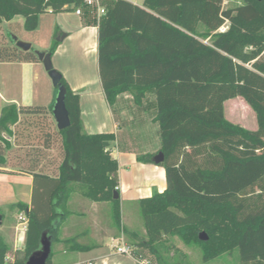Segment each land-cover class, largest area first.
<instances>
[{"label":"trees","instance_id":"obj_1","mask_svg":"<svg viewBox=\"0 0 264 264\" xmlns=\"http://www.w3.org/2000/svg\"><path fill=\"white\" fill-rule=\"evenodd\" d=\"M222 1L99 0L104 13L97 19L98 73L109 105L122 93L136 103L149 92L155 96L164 154L158 164L166 187L138 201L145 232L139 245L156 255L166 237L177 236L198 244L203 261L238 249L241 264H264V0H241L233 8H223ZM81 5L83 0H0V25L21 15L24 30L32 31L40 13ZM199 26L206 30L199 32ZM58 43L54 38L46 52L52 55ZM4 61L40 60L32 47L24 51L12 43L0 47ZM60 83L70 122L64 129H57L52 116L57 87L48 105L0 108V144L6 143L2 133L22 124L28 142L59 151L51 172L35 174L59 182L46 225L52 238L64 215L61 195L71 183L85 186L94 201H111L119 222L113 197L119 191L118 163L109 151L114 135L86 133L79 95L63 76ZM238 96L253 110L255 129L225 118L224 101ZM4 161L0 154V166ZM40 235L30 218L24 247L11 260L0 236V264H26Z\"/></svg>","mask_w":264,"mask_h":264},{"label":"crops","instance_id":"obj_2","mask_svg":"<svg viewBox=\"0 0 264 264\" xmlns=\"http://www.w3.org/2000/svg\"><path fill=\"white\" fill-rule=\"evenodd\" d=\"M130 1L142 5L139 0ZM97 19L94 11L92 15H77L73 9L55 13L59 43L51 57L54 68L62 74L72 91L79 95L83 130L86 133L106 132L114 135L109 151L118 163L119 222L114 220L111 201H94L85 186L71 183L61 195L64 215L52 238L46 225L53 211L51 199L59 182L35 174L51 172L58 165L59 154L56 159L50 156L52 151L58 149H45L38 142H28V129L22 124L10 126L11 134L5 133L8 136H4L2 133L6 143L0 144V154L5 159L0 166V185L3 186L0 205L8 204L13 208L11 211L17 210L16 218L6 224L0 212V236L10 249L7 254L9 260L13 251L24 247L27 222L32 218L41 230L40 237L46 233L50 238V264H154L148 255L150 251L139 245L145 232L139 219L138 201L154 191L162 192L165 189V173L163 167L153 160H139L138 156H154L160 148L159 125L154 120L155 96L149 92L136 103L130 93H122L112 105L108 104L99 73L96 74ZM12 20L4 22L11 23ZM17 24L20 26V22ZM74 48H87L94 53L97 61L94 72L87 75L74 65ZM4 62H9L10 68L5 77V95L0 93V108L11 103L48 105L53 101L54 86L48 80L41 61ZM2 64L0 62V66ZM239 99L250 108L242 97ZM227 100L223 103V109ZM136 127L143 128L141 135L152 134L153 139L148 144L131 142L125 132L127 130L129 134H134L132 129ZM14 196L15 201H9ZM125 244L131 247L130 253L116 252V245Z\"/></svg>","mask_w":264,"mask_h":264},{"label":"rangeland","instance_id":"obj_3","mask_svg":"<svg viewBox=\"0 0 264 264\" xmlns=\"http://www.w3.org/2000/svg\"><path fill=\"white\" fill-rule=\"evenodd\" d=\"M142 3L143 0H139ZM241 0H223L222 7L223 8H233L236 5L240 4ZM83 14L92 15L93 11H89L88 9H84ZM76 21V20H75ZM20 22V26L17 24ZM23 17L21 15H17L13 17L11 23L2 22L0 25V47L8 46L12 44L10 40V35L16 36L18 40H22L25 42H29L32 44V49L40 52H46L54 38H58V29L55 31V13L53 12H43L38 16L37 27L34 31H26L23 26ZM227 22H225L220 28L226 27ZM206 29L204 26H199L198 31L204 32ZM53 31V32H52ZM205 42H209V39L206 38ZM54 53V52H53ZM73 57H74V65L79 66V68L83 69L87 75L89 73L94 72L95 66H97V61L95 59L94 53H92L89 49L85 48H74L73 49ZM53 60V59H52ZM10 68L9 62H3L0 66V93L4 94V85H5V77L8 73V69ZM44 68V67H43ZM56 68V67H55ZM45 70V69H44ZM48 80H50L46 70L44 71ZM96 74H98L96 67ZM241 99L239 97L231 98V100H227L224 105V113L225 117L234 122L242 125L247 129H254L256 127V119L252 109L247 107L241 103ZM131 117L133 115H130ZM44 121V120H43ZM45 121L49 122L48 119ZM135 133H128L127 130L125 135L129 137L131 142H141L146 143L153 139L152 134H145V136L141 135L143 128L136 127L132 129ZM124 131V130H122ZM4 136H8L7 134H3ZM158 137V136H157ZM34 140V139H33ZM4 143L2 142V145ZM57 149V147H55ZM51 158H57L58 151L54 150L50 153ZM7 183V182H6ZM3 184V182L1 183ZM8 184V183H7ZM6 187V186H5ZM3 186L0 185V190ZM24 191V190H23ZM18 195V192L16 191ZM15 194V195H16ZM18 197V196H17ZM20 197V196H19ZM16 196L9 201H15ZM20 199V198H19ZM10 206L0 205V212L4 215V224L9 223L14 220L17 216V210L11 211ZM140 223L143 224V219L141 213H139ZM157 250V254L149 253L150 258L154 262V264H241L239 251L238 249H234L231 252H224L222 254L217 255L208 261H203L202 259V250L196 243H185L177 236L166 237V240L160 244ZM158 255V256H157ZM160 258V259H159ZM164 260V262H163Z\"/></svg>","mask_w":264,"mask_h":264},{"label":"water","instance_id":"obj_4","mask_svg":"<svg viewBox=\"0 0 264 264\" xmlns=\"http://www.w3.org/2000/svg\"><path fill=\"white\" fill-rule=\"evenodd\" d=\"M58 39V38H57ZM10 40L16 46L21 48L24 51L30 50L31 43L25 42L22 40H18L16 36L10 35ZM38 59L41 61L44 69L46 70L52 85L57 87V93L55 96L53 108H52V116L55 120L57 129H64L69 126V118L68 113L64 103L65 97V88L60 83L62 74L53 66L52 63V55L49 52H40L36 51ZM108 143L104 142V146H107ZM164 159V154L159 151L157 152L152 160L156 164L160 163ZM115 199L118 198V192H114ZM1 222V216H0ZM199 238L202 240L207 239V235L204 232L199 234ZM50 238L47 237L46 233H43L39 239L40 247L33 250L27 258L26 264H47V259L50 252Z\"/></svg>","mask_w":264,"mask_h":264},{"label":"built area","instance_id":"obj_5","mask_svg":"<svg viewBox=\"0 0 264 264\" xmlns=\"http://www.w3.org/2000/svg\"><path fill=\"white\" fill-rule=\"evenodd\" d=\"M84 9H88L89 11L96 12V14H97L98 17L101 14L104 13V8L100 4L99 0H83V6L81 5V6L76 7L75 10H74V12L77 15H82ZM219 30H224V27L219 28ZM19 219L21 221H24L23 217H21V216H19ZM23 228L25 229L26 228V225ZM115 250L118 253H130L131 247L130 246H127L126 244L125 245H121V246L116 245L115 246Z\"/></svg>","mask_w":264,"mask_h":264}]
</instances>
